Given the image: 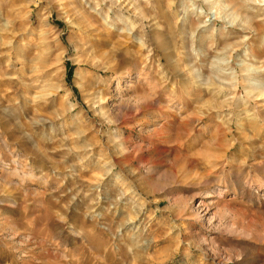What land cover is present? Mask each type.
Wrapping results in <instances>:
<instances>
[{
  "label": "rangeland",
  "instance_id": "374dc122",
  "mask_svg": "<svg viewBox=\"0 0 264 264\" xmlns=\"http://www.w3.org/2000/svg\"><path fill=\"white\" fill-rule=\"evenodd\" d=\"M0 264H264V0H0Z\"/></svg>",
  "mask_w": 264,
  "mask_h": 264
}]
</instances>
